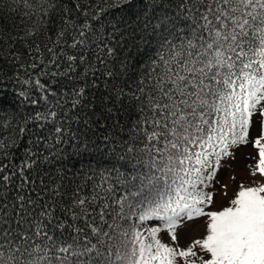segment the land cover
<instances>
[{
    "label": "snow or ice",
    "instance_id": "snow-or-ice-1",
    "mask_svg": "<svg viewBox=\"0 0 264 264\" xmlns=\"http://www.w3.org/2000/svg\"><path fill=\"white\" fill-rule=\"evenodd\" d=\"M133 2L115 0V6L128 7ZM141 3L148 21L159 19L147 16L149 5L153 12L162 8V19L153 32L159 30L163 41L150 62L140 65L139 85L129 96L130 106L141 117L135 130L147 141L145 148L131 174L117 171L109 183L113 177L102 172L92 195L74 201L80 211L73 212V220L84 219L85 227L74 229L76 235L70 242L48 235L42 220L34 225L25 220L23 196L15 226L0 213V255L5 247L20 253L10 258L11 264H177L178 258L184 264H196L191 246L179 250L165 244L157 238L159 229L145 233L134 218L138 216L141 222L164 219L175 241L174 229L181 217L205 214L200 205L211 201V196L201 186L212 178L221 158L231 155L230 148L247 142L254 114L264 121V0H181V11L171 18L163 10L167 8L163 0ZM76 8L80 11L81 4ZM81 14L82 25L75 21L68 25L73 31L80 28L81 39L72 46L88 48L95 43L102 51L97 41H102L103 34L88 38L90 32L95 35L89 18L100 22V12L90 16L88 8H83ZM68 28L59 34L57 43L67 39ZM106 50L113 54L111 48ZM55 58L54 53L49 63L54 64ZM80 59L83 62L85 57ZM122 71H129L126 63ZM37 85L43 88L39 81ZM78 103L79 99L74 100L73 107ZM262 140L264 123L261 136L254 141L259 149L256 169L264 174ZM21 177L26 179L23 171ZM231 204L206 214L210 218L207 235L193 242L210 254L201 264H264V185L242 187ZM24 224L27 229L22 230ZM37 252L43 256L35 257Z\"/></svg>",
    "mask_w": 264,
    "mask_h": 264
},
{
    "label": "trees",
    "instance_id": "trees-1",
    "mask_svg": "<svg viewBox=\"0 0 264 264\" xmlns=\"http://www.w3.org/2000/svg\"><path fill=\"white\" fill-rule=\"evenodd\" d=\"M180 3L163 0L167 5L163 10L171 18L181 11ZM83 8L90 16L100 12V22L89 18L95 35L90 32L88 38L103 34L97 41L102 51L95 43L88 48L72 46L81 39L80 28L73 31L68 25L83 24ZM161 12L159 7L153 12L149 5L147 16L159 19L146 20L141 0L128 7H116L115 0H0V213L13 226L23 196L25 220L33 225L42 220L48 235L70 242L74 229L85 227L84 219L73 220V212L80 211L74 201L92 195L102 172L113 177L109 183L117 171L132 173L147 141L135 130L141 117L130 106L129 96L139 85L140 65L148 64L163 42L159 30L153 32ZM66 28L67 39L57 43ZM106 48L113 50L111 56ZM54 53L55 63H49ZM69 56L75 59L69 61ZM125 63L127 73L122 71ZM80 89L83 94L77 97ZM76 99L80 103L73 107ZM20 227L27 229V224ZM14 255L20 253L5 247L0 264H11Z\"/></svg>",
    "mask_w": 264,
    "mask_h": 264
},
{
    "label": "rangeland",
    "instance_id": "rangeland-1",
    "mask_svg": "<svg viewBox=\"0 0 264 264\" xmlns=\"http://www.w3.org/2000/svg\"><path fill=\"white\" fill-rule=\"evenodd\" d=\"M256 114L251 119L249 126V147L244 145L243 147H237V155L234 156L235 160L229 162L228 165H222L223 170L216 174L218 187L214 191V200L211 204L207 205L205 214L195 217L193 220L188 221L184 228L178 235L177 239L171 243L172 246H176L179 250L187 249L189 246L192 247V250L198 255L197 246L193 242L195 240H201L207 235V224L209 222V217L206 215L208 212H219L227 207H231V202L237 197L239 191L242 187H258L264 185V174L260 173L256 169V155L257 147L254 146L255 139H252L251 132L257 133V128H260L261 122L258 121L256 124ZM259 135V134H258ZM251 153L250 160L248 153ZM262 175V176H261ZM200 255V254H199ZM192 257L191 259H195ZM208 257L198 258L197 264H201L203 259ZM177 264H184L183 260H177Z\"/></svg>",
    "mask_w": 264,
    "mask_h": 264
}]
</instances>
